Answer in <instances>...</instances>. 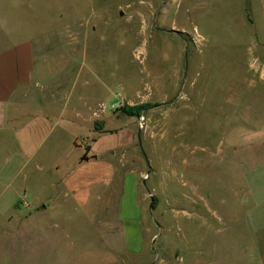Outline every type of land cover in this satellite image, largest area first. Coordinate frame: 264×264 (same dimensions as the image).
I'll return each instance as SVG.
<instances>
[{
  "label": "rangeland",
  "instance_id": "374dc122",
  "mask_svg": "<svg viewBox=\"0 0 264 264\" xmlns=\"http://www.w3.org/2000/svg\"><path fill=\"white\" fill-rule=\"evenodd\" d=\"M71 1L36 53L38 79H67L69 94L84 79L99 116L63 137L43 174L15 177L0 137V264H264V1L254 19L238 0H181L165 16L167 0ZM146 103L160 106L120 110ZM52 163L67 196L49 184ZM126 174L146 213L128 243Z\"/></svg>",
  "mask_w": 264,
  "mask_h": 264
},
{
  "label": "crops",
  "instance_id": "0c3cea01",
  "mask_svg": "<svg viewBox=\"0 0 264 264\" xmlns=\"http://www.w3.org/2000/svg\"><path fill=\"white\" fill-rule=\"evenodd\" d=\"M252 1L254 3V0H238L243 19L247 14L254 19ZM73 2L76 0L70 3ZM178 3L181 0H167V7L159 12L160 15L175 13ZM65 8L59 0H0V137L11 141L15 177L31 168L43 174L47 170V162L60 149L63 137L75 129L84 131L86 123H93L99 116V96L96 98L95 93L84 91V79H77L82 81V86L71 94L63 91L67 88V79H38L42 72L36 53L48 50L44 37L54 34V22L65 18ZM68 99L77 100L72 109H68L64 102ZM81 159L80 162L85 161ZM49 170L51 174H61L56 179L50 177L51 188L55 190L60 186L61 194L65 188L64 196H67L68 172L63 174L64 169L59 163L50 164ZM126 175L131 176L130 184H127ZM126 175L118 198V217L120 223L123 217H128L124 211L128 208L125 197L129 190L132 223L128 229L135 231L127 235L122 226L128 243L137 230L142 236L145 231L142 219L146 213L140 198L138 177ZM256 238L257 244L263 248L264 231H260Z\"/></svg>",
  "mask_w": 264,
  "mask_h": 264
},
{
  "label": "trees",
  "instance_id": "16d2710c",
  "mask_svg": "<svg viewBox=\"0 0 264 264\" xmlns=\"http://www.w3.org/2000/svg\"><path fill=\"white\" fill-rule=\"evenodd\" d=\"M160 106L159 104H139L134 106L125 105L120 110L122 114L132 117H140L149 109Z\"/></svg>",
  "mask_w": 264,
  "mask_h": 264
},
{
  "label": "water",
  "instance_id": "95a60500",
  "mask_svg": "<svg viewBox=\"0 0 264 264\" xmlns=\"http://www.w3.org/2000/svg\"><path fill=\"white\" fill-rule=\"evenodd\" d=\"M81 160H85V161H87V160H88V158H87V157H84V158H82Z\"/></svg>",
  "mask_w": 264,
  "mask_h": 264
}]
</instances>
